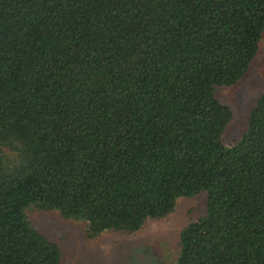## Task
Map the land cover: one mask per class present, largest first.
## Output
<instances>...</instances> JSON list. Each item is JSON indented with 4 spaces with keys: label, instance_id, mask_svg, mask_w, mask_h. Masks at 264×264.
Here are the masks:
<instances>
[{
    "label": "trees",
    "instance_id": "obj_1",
    "mask_svg": "<svg viewBox=\"0 0 264 264\" xmlns=\"http://www.w3.org/2000/svg\"><path fill=\"white\" fill-rule=\"evenodd\" d=\"M263 32L264 0H0V264L61 263L31 206L93 239L203 190L178 264H264V93L229 146L215 94Z\"/></svg>",
    "mask_w": 264,
    "mask_h": 264
},
{
    "label": "rangeland",
    "instance_id": "obj_2",
    "mask_svg": "<svg viewBox=\"0 0 264 264\" xmlns=\"http://www.w3.org/2000/svg\"><path fill=\"white\" fill-rule=\"evenodd\" d=\"M263 93L264 32L247 73L235 84L221 86L215 93L234 114L225 129L226 146L247 131L250 112ZM206 212L207 194L203 190L180 197L168 216L146 221L136 233L106 231L93 239L87 235L84 220L63 217L58 210L31 206L27 216L33 227L59 245L60 264H178L182 231Z\"/></svg>",
    "mask_w": 264,
    "mask_h": 264
}]
</instances>
